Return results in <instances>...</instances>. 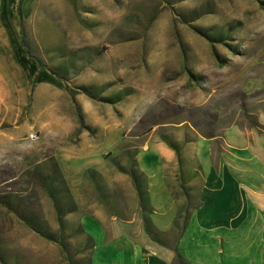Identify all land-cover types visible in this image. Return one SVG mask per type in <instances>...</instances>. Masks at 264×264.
<instances>
[{"label": "rangeland", "instance_id": "374dc122", "mask_svg": "<svg viewBox=\"0 0 264 264\" xmlns=\"http://www.w3.org/2000/svg\"><path fill=\"white\" fill-rule=\"evenodd\" d=\"M18 3L0 0L4 245L33 243L21 215L58 234L41 173L53 178L57 199L73 210L64 218L80 233L66 182L76 177L62 170L86 168L81 197L106 209L127 202L130 181L149 216L140 152L165 139L180 157L200 137L220 149L232 126L264 135V0H22L21 22ZM61 254L52 242L51 264H66Z\"/></svg>", "mask_w": 264, "mask_h": 264}, {"label": "crops", "instance_id": "0c3cea01", "mask_svg": "<svg viewBox=\"0 0 264 264\" xmlns=\"http://www.w3.org/2000/svg\"><path fill=\"white\" fill-rule=\"evenodd\" d=\"M221 141L220 149L213 150L212 138L200 137L180 157L158 141L138 154L137 169L148 182L149 216L139 212L130 181L125 187L127 204L120 203V197L106 209L81 197L89 187L83 176L86 168L62 170L76 177L66 182L76 191L75 220L92 239L91 264H173L172 249L151 241L143 220L168 239H160L162 243L176 242L189 264H264V135L242 134L232 126ZM144 158L153 165H144ZM24 237L33 243L22 241L21 251L4 245L9 264H51L52 242L30 230Z\"/></svg>", "mask_w": 264, "mask_h": 264}, {"label": "trees", "instance_id": "16d2710c", "mask_svg": "<svg viewBox=\"0 0 264 264\" xmlns=\"http://www.w3.org/2000/svg\"><path fill=\"white\" fill-rule=\"evenodd\" d=\"M17 14H18V19L19 22L22 20V0H19L18 6H17ZM22 44L23 46L27 49V45L25 43V37L24 34L22 35ZM28 54L29 50L27 49ZM32 57L31 55H29ZM33 58V57H32ZM38 66H41V62L39 60H36ZM164 141L170 148L174 149L171 143L163 139ZM175 150V149H174ZM55 167H57L58 172H60V169L56 164H54ZM91 172V171H90ZM59 174V173H58ZM63 174V172H62ZM62 176V175H61ZM39 179L40 182L42 183L43 188L46 190L48 197L52 200L53 208L55 210V217L56 221L58 224V234L55 235L52 233L50 227L45 224L47 228H43L40 226V222L43 224V222L37 217L36 215L33 214V216H22L20 217V220L26 225L28 230L34 232L36 235L53 242L56 244L59 248L60 251L65 258V261L67 264H91L90 262V250L92 248V239L88 236L85 235L82 229H80V233L76 226L73 224L69 223L64 217L67 214H71L73 212L72 208H65L59 199H57V193L59 191L55 190V187L53 186V178L49 175H43L42 173L39 174ZM67 193L69 194L70 198L72 199V195L68 188L66 189ZM9 199L8 197L6 198L5 201H3V204L5 207H7L10 211H13L10 207V204L8 203ZM74 202V201H73ZM73 209L75 211L76 205L73 203ZM14 213V211H13ZM144 224V229L146 231V234L148 237L156 242L160 243L159 239L157 236H155V233L152 232L150 228H148V223L143 220ZM185 224V223H184ZM183 224V227H184ZM70 227V228H68ZM81 228V227H80ZM69 229V230H68ZM69 232V233H68ZM79 233V234H78ZM69 236H74L77 238L76 240V245H72L71 239H69ZM1 240V239H0ZM179 240V239H178ZM75 250V251H74ZM88 250V254L86 257L81 256V257H75L74 254H79L82 253L83 251ZM172 251L174 253V259H173V264H189L186 261L183 260L181 255L177 251V244H175L172 247ZM10 253L8 250H6V246L0 242V264H9V258Z\"/></svg>", "mask_w": 264, "mask_h": 264}]
</instances>
